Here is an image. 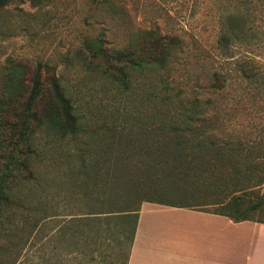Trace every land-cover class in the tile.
Returning <instances> with one entry per match:
<instances>
[{"label":"rangeland","instance_id":"1","mask_svg":"<svg viewBox=\"0 0 264 264\" xmlns=\"http://www.w3.org/2000/svg\"><path fill=\"white\" fill-rule=\"evenodd\" d=\"M245 24L259 33L257 44L222 43ZM152 29L174 38L165 39L164 63L132 55L125 81L109 76L107 54L132 53L154 38L145 33ZM248 61L264 65V0H11L0 13V98L9 110L21 106L25 71L49 72L45 84L59 77L80 131L63 137L48 126L38 134L35 179L0 218V264H122L121 225L82 217L136 208L144 197L232 210L229 198L242 193L227 167L264 164V85L243 78ZM217 74L226 76L223 88L213 84ZM196 100L194 137L208 131L230 148L223 158L207 155L211 165L163 169L168 158L181 165L178 130L168 125L192 115ZM194 179L198 195L162 193L183 183L190 190ZM244 197L264 199V182ZM249 216L264 221V207Z\"/></svg>","mask_w":264,"mask_h":264},{"label":"trees","instance_id":"2","mask_svg":"<svg viewBox=\"0 0 264 264\" xmlns=\"http://www.w3.org/2000/svg\"><path fill=\"white\" fill-rule=\"evenodd\" d=\"M123 1L127 2V0ZM10 2L11 0H0V13L4 11ZM236 32L234 35H230L228 32L224 34L220 40L224 44L229 43L231 38H238L244 41L254 40L253 43H256L254 38L259 36V33H256L255 29L248 24L239 26V29ZM145 33L149 34V36L152 35L154 38L151 41L145 39L144 42L140 43L139 47H135L132 50V53L123 55L121 53L122 51L119 50L116 53L107 54L105 61L107 62V67H109V70L106 71L109 76H115L121 81H125L127 78L125 68L132 63L130 57L132 55L136 60H142L143 56H149L150 59H154L158 63H164V60H166L167 57V50H169L167 46L168 43L165 39H169V41L172 42L174 38L162 36L157 29H152ZM10 64L21 65L19 63H14L13 61ZM21 66L24 67V65ZM240 72L242 73L243 78L264 85V65H259L258 63L250 61L244 62L240 65ZM47 74L50 73L47 72ZM46 76L43 78L40 69H35L31 72L29 71V73H26L25 71L20 96L23 99V104L19 107H13L9 110V107L6 108L8 105L6 97L0 98V218L7 210L12 208L20 198L23 187L35 179V164L37 159L36 142L38 134L48 126L56 129V131L63 137L75 135L80 131V126L77 124V118L73 112L74 106L71 99L66 95V91L62 86L59 77L53 75L47 81V84H45ZM226 80L224 74H217L216 81L213 84L217 88H223L226 84ZM7 82L9 83L10 81H6V85H4L5 94L11 92V87ZM262 93H264V86L262 87ZM199 104V100L192 103V107L189 110V114L192 115L187 117V119H176L179 121V124L173 123L168 125L170 129L178 130L176 131L178 133L177 137H174V139H176V146L174 147L177 152L175 155L178 156H176L174 160L180 161L181 165L177 166L176 163H169L168 158L165 161L162 160L159 165L162 166L163 169L166 167L173 169L179 166L187 168L189 166L188 169L192 170L191 165H185L186 162L188 164L191 160L197 162L199 160V166H204L206 164L211 165L214 161L211 163L206 161L208 159L207 155L216 154V157L223 158L227 149L229 150L231 144L227 143L228 141L219 139L214 133L204 131L194 137V134L199 131L196 126L197 118L201 120V117H195L197 111H195L194 107ZM182 133L183 138L188 137L189 134H191L192 138L181 140L180 135ZM188 151H199L200 154L198 156L185 155L184 153ZM157 165L158 162H156V165L154 164V166ZM227 168L228 170L230 169L229 173L234 177L233 186L236 188L235 192L242 193L240 195H233L229 198L228 202L232 205V210H226L223 207L222 209L210 211L197 208L196 205H191L189 203H181L174 199L157 200L144 197L136 208L130 207L121 212H91L84 215L82 218H84L83 220L85 222H92L93 224H102L106 222L111 224L116 222L121 225L122 233L125 236L120 238L117 248L118 250H123L124 259L122 264H128L129 262L131 249L138 227L139 212L141 204L144 201L177 207L197 208L228 216L236 222L253 220L264 223L263 220H255L249 216L250 212L257 211L264 207V199L248 201L244 197L247 189L258 187L264 182V164L260 165L257 162L251 163L245 167L234 164ZM222 171L223 169L220 172ZM193 174L195 175V173ZM200 180L202 179L199 178V181ZM192 184L196 187L193 186L190 190L186 188V183L179 184V187L175 190L174 187H168L166 185L164 186L162 193L169 195L176 190H183L188 195H198L200 190H198L197 180L194 179ZM206 184H209V182L205 181V185ZM216 185L217 183L213 181L209 186L215 187ZM216 204H218V206H223L225 205V202L221 201Z\"/></svg>","mask_w":264,"mask_h":264},{"label":"crops","instance_id":"3","mask_svg":"<svg viewBox=\"0 0 264 264\" xmlns=\"http://www.w3.org/2000/svg\"><path fill=\"white\" fill-rule=\"evenodd\" d=\"M128 264H264V223L144 201Z\"/></svg>","mask_w":264,"mask_h":264}]
</instances>
